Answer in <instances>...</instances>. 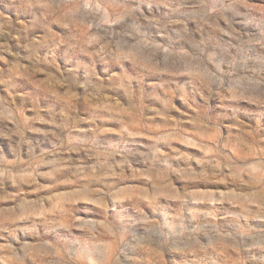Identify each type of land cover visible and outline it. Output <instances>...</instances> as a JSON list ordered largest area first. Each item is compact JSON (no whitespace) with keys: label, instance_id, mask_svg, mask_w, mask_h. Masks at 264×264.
I'll list each match as a JSON object with an SVG mask.
<instances>
[{"label":"clouds","instance_id":"obj_1","mask_svg":"<svg viewBox=\"0 0 264 264\" xmlns=\"http://www.w3.org/2000/svg\"><path fill=\"white\" fill-rule=\"evenodd\" d=\"M0 264H264V0H0Z\"/></svg>","mask_w":264,"mask_h":264}]
</instances>
